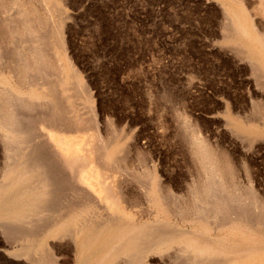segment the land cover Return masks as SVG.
<instances>
[{
    "label": "rangeland",
    "instance_id": "rangeland-1",
    "mask_svg": "<svg viewBox=\"0 0 264 264\" xmlns=\"http://www.w3.org/2000/svg\"><path fill=\"white\" fill-rule=\"evenodd\" d=\"M48 1L49 3L44 0L41 4H43L42 8L43 6L46 8L50 7L49 10L40 8L44 13H46V11L50 14L52 13L50 16L51 21L50 19L48 21V26L52 23L53 19H65L62 21L63 24L66 25H63L66 31L64 30L63 33L62 28V36H66L65 38L62 37L61 46H63L64 43V46L66 45L67 47H58V39L55 38L56 40H54L52 38V47L51 45L48 47L49 49H53L55 45L58 47L52 55L54 59H56L55 57L59 59H56L58 62L63 61V63H61V68H57L59 66H52V69H49L50 71L48 70V74L44 75L42 80L45 86L49 85V83L51 86L55 84L56 96L60 100H58L59 104H62H60V106H62V117H64V119L61 118V123L58 124L50 121H46V124L44 123L45 121H42V124L39 123L40 121L37 122L38 124L35 123L26 146H29L28 148L30 151L37 149L40 153L43 152L46 160H48L49 157L48 163L52 164L51 157L54 156L53 158L56 160H52L56 161L55 163L58 162L57 164L59 165L60 161H57L53 143L47 132L48 128L51 130L53 127L55 128L56 125H59L58 128L61 127L64 129L61 130L60 128L59 130L64 133L67 132V137H75V153L79 156L94 152V144H97L99 141L100 144H102V140L105 143V141L114 139L119 143L121 142L120 148L123 147L113 155L114 157L110 158L107 155L105 147H99L100 145L98 144V147H96L98 149H96V151L98 152L95 151L96 154L90 153L92 156L93 154L96 155L93 156V160L88 161V164L85 161L87 165L83 161L86 168L90 165H96L97 169L100 168V170L103 171L109 170L106 171L108 177L120 178V181L117 178L116 180H114V178H108V182L114 180L116 181V183H114L117 187L119 183L122 186L121 188L119 187L120 191L123 190L121 191L123 195L120 194L121 198L119 202L114 199L116 197L105 194V191H103L105 192L103 194L101 188L97 185L96 194H84L79 191V193L73 194L74 197H71L73 195L69 192L71 191L70 188L74 189L75 187L78 192L79 187H77L75 179L71 176V172L68 171L65 166L60 168H63L60 170L62 175L67 173L66 176L64 175V179L66 180L65 184L69 183V185L71 184L74 187L71 185L70 187H67L69 185H64L66 188L63 187V190L57 195L58 197L62 196L59 199L64 202H66L68 198V200H81V202L83 199L82 203L85 206L79 209L80 212H82L83 208H88L84 209V212L81 213L82 215L78 210L79 214L76 215L75 221L78 219L80 220L78 221L79 225H84L90 223L92 220L90 224L96 227L111 219L113 221V227L117 226L116 229L120 228L123 231L125 230L124 232H128V234L132 236L143 235V233L146 232L159 235H174L175 239L176 234L178 232L180 233L182 230L181 235L189 236L192 233L190 231L197 232L198 240L209 242L217 241L215 242L217 245L221 242V240H219L221 236H229L231 244L240 242L238 241L240 237L237 234L231 235V233L224 230L218 231L219 233L213 229L206 231L203 223L189 222L184 215L177 213L181 204L182 206L185 204L190 207L195 204V200L193 199L196 196V194H193L195 188L194 183L196 182L198 184L206 179L202 161L196 156L197 154L195 153L194 147H192L193 145L191 144V146H189L190 131H194V128L195 131L199 130V132H196H198L203 139H207V141L204 139L207 144L213 148L216 146L217 150H224L228 153L229 157L233 159L238 169L237 172H239L237 173V182L241 189H246L251 184H249L251 181L245 172L244 163H251L253 165L256 171L253 173L254 175L257 174V176L253 178L255 180L254 182H256V184L260 182V188L264 186V149H262L263 152L259 149L260 147L263 148L262 146L264 144V127L262 129L264 125L260 127V124H257L259 119L256 117L255 109L251 101L255 98L254 96L253 98L252 95H254L256 91L254 85L256 78L255 75L253 78V75L250 74V70L247 69V65L244 61L240 62L238 58L235 57L234 51L236 45L232 44L230 39H228L231 38L230 35H232V28H229L232 26V22L230 21V13L228 12V15H226V10L228 11L229 6L230 8H234L235 0H223L224 3L226 2L224 4L225 6H223L221 0H66V3L65 0H62L63 3L61 1L59 2V0H57L58 3H56L55 0ZM9 2L11 3L10 0ZM245 2L249 1L246 0ZM10 3L7 7L10 6ZM61 5L65 6V8L67 7L65 9L62 6L65 12L61 9ZM1 7L0 11L2 13L0 12V19L2 18L5 20V18H8L6 14H10L11 12V9H9L11 7ZM7 9L10 10V12L7 11ZM58 10H61L59 11V15L61 14L60 16L63 18L56 13V15L54 14V12ZM62 13L67 17L65 18ZM2 19L0 25L7 21H2ZM227 29L230 30L228 31ZM48 30L49 33L47 32V35L51 34L50 28L47 29V31ZM4 34L0 35V37L2 36L3 38ZM6 36L9 38L10 35L8 33L4 35L2 40L5 42H2L1 39L0 42L3 49L5 48V51L3 50V52H5L4 54L7 55V58L9 56L8 59H13V53H15L16 50L18 51V49L20 50L25 42V46L30 44V40L28 41L27 36H22L24 37V39H22L19 38L21 37L20 35H18V37L17 35H13L16 39H21L23 44L21 45L22 42L19 43L20 41H16L15 38L11 36L13 41H15H12V43L10 41L11 45L14 43V45L11 46L8 45L10 44L9 41L6 43V40L10 39H6ZM63 39L65 41H63ZM5 43L6 45H4ZM18 45L19 48H17ZM231 46H233V48ZM14 47L16 49H13ZM6 49H9V52ZM16 54L17 52L14 55ZM65 64L68 67H65ZM57 69L61 70V72H58ZM61 73L66 76L63 77L64 75ZM66 73L69 75V78H67L68 75ZM56 75H58V78ZM55 77L57 78L56 81L54 80ZM48 80L49 82H46ZM61 80L65 83H60ZM62 84L67 86L68 89ZM60 92L61 95L59 94ZM62 92L65 96L62 95ZM70 106L74 111L69 108ZM41 107L36 110L39 114L42 113V110L45 108L41 109ZM68 110H70V114H68ZM76 112L79 114L77 116H80L79 118L77 117V120H75ZM63 113L64 115H68V118L64 116ZM71 113L73 116L69 117ZM249 119L254 120L250 122ZM80 120L81 124H79ZM68 123L72 124V128ZM237 123L239 124L237 125ZM39 124H41V126ZM190 124L193 125L194 128ZM38 125L40 126L39 128ZM47 125L49 126L48 128ZM73 125L75 127H73ZM247 125L253 126V128H256L258 125V127H260V132L258 130L254 131L253 128V130L250 129ZM43 126H46V128ZM42 128L46 131L44 129L43 131ZM35 130H37V132ZM186 132H189V134ZM258 132L260 134H258ZM113 133L116 134H114L115 137L112 135ZM33 135L36 139L35 142ZM98 138H101V140ZM95 141L98 142L94 143ZM251 141L256 142L251 143ZM31 142H34L35 148L34 146L32 147L33 144ZM2 143L0 135V184L5 181L3 171L7 161L6 158L8 159L9 155ZM29 143L30 145H28ZM42 143L44 144L42 145ZM128 148H130L131 151ZM192 148L194 150L191 151ZM121 153H125L126 155L124 154L123 156ZM116 154H119L122 158ZM118 157H120V160L124 158V161H122H126L127 164L124 163L122 165V161L120 162ZM112 158L117 160V164L115 163L116 160L114 161ZM195 158L197 159L195 160ZM58 160H61V158H58ZM111 162H114V164ZM118 163L120 165H118ZM126 169L130 170L125 171ZM149 169L156 173L157 181L159 179V181H163L161 185L165 186L168 190L167 191L165 187H161L162 190H160V193L164 194L160 196L155 194V196H157L156 199H158L155 200L154 203L147 200V194L144 190L148 178L145 172L147 173L146 170ZM111 170H114V172H111ZM62 171L68 172L63 173ZM130 171H132V174H130ZM113 173L118 175H114ZM90 180L93 182L95 181L91 178ZM191 188L192 191H190ZM143 190L144 192H142ZM21 193V188H16L13 194L20 195ZM63 195H66L65 199ZM88 195L92 196L94 201H92V197ZM96 198L100 200L98 201ZM177 198H181V201ZM113 199L116 201H113ZM182 199H185L184 203ZM84 201L87 204L84 203ZM88 201H91L89 202L90 204ZM93 202L98 203V206ZM160 202H163V205H161ZM178 202H180V204H178ZM187 202L189 203L186 204ZM111 204L112 207H110ZM174 205L176 207H174ZM106 206L107 208H111L109 212H107ZM113 209L115 210L113 211ZM172 210L173 214L171 215ZM110 214L112 215L110 216ZM31 215H35L34 217H36V214ZM84 215L86 218H83ZM1 216L2 219L10 217L5 215ZM33 216H29L30 218H27L28 221H25L31 222L32 219V221L36 222L31 224L40 223V220L37 219L40 215L36 217L37 220H35ZM178 216L180 217L178 218ZM41 217L44 216L41 215ZM41 217L40 219H43ZM1 218L0 264H36V262H43V264H82L80 252H82L83 245L80 240L77 242L74 239V241L73 237L70 235L72 226L74 225V228L78 226L77 222H74L73 225L68 227V235H62V238L50 237L46 244L40 240L41 237H39L38 240L32 238L26 240L19 239L18 235L20 230L25 231L31 229L30 225L17 223L19 221L12 219L13 217L7 220L4 219V221ZM81 219L84 223L81 222ZM84 219L88 221L86 220L85 222ZM163 220L166 221L164 222ZM186 220L188 222H186ZM132 223L134 225H131ZM197 223L200 226L197 225ZM194 225L195 228L193 227ZM176 226L181 229H178ZM31 230L39 231L38 228L37 230ZM4 232L6 233L4 234ZM198 233L202 234L199 235ZM214 236L219 238L217 239ZM179 240L161 251L146 253L142 256V259H140L141 261L138 258H134V262L133 258L126 257L127 255L130 257L131 252L126 250L116 253L114 249L115 243L111 242V244L113 243L112 245H114L112 246L109 241H107L106 245L108 244L107 247H110L109 251L113 252L111 253L113 255L109 258V261L114 264H137L138 261V264L205 263V257L201 253L189 251ZM20 243H24V245ZM18 245L26 248V253L20 255V257L16 254V249L19 248ZM248 245L249 242H246L245 246ZM104 249L105 248L100 244L95 246V258H97L95 264H102L105 261L106 253H110L107 251L102 252ZM124 253L128 254L122 256Z\"/></svg>",
    "mask_w": 264,
    "mask_h": 264
},
{
    "label": "bare ground",
    "instance_id": "bare-ground-1",
    "mask_svg": "<svg viewBox=\"0 0 264 264\" xmlns=\"http://www.w3.org/2000/svg\"><path fill=\"white\" fill-rule=\"evenodd\" d=\"M10 1H11V3L9 2V0H0V5L3 7H7L10 3L9 7H11V8H9V7H7V8L11 9V12H12L11 13L10 10L7 9V11L10 12V14L5 13L6 16L8 15V18L7 19L5 18V20H7V21H5L4 19L1 18L2 21L4 20L5 22L0 25V35H2L4 33H5L4 35H6L7 33L10 35L9 38L11 40L7 37L8 36L7 35L6 39L8 38L9 40H6L7 41L6 43H8V41H9V43H10V41L12 43V41H13L12 37H14L15 35H17V37H18V35H20L21 37H19V38H22V39H24V37H22V36H27L28 41L30 40V44L25 46L26 42L24 41L25 42L24 46H22L20 48V50L19 49H18V51L16 50L17 54L14 55L16 52L13 53V55H12L13 59L12 58L8 59L9 56L7 58V55L4 54L5 52H3V50L5 51V48L3 49V46L0 42V133H1L0 135L2 138V142H3L2 144H4L5 149L8 151V154H9L8 159L6 158V160H7L6 164L4 163L5 166H4L3 172H4L5 181L0 184V211H1L0 214L5 215V216H10L8 218L13 217L12 219L19 221L17 223H23V225H24V223H25V225L28 224V225H30L31 229H35V230H37V228L39 229V231H32L31 229H28L25 231L20 230V233L18 232L19 233L18 238L21 240H26L29 238L38 240L39 237H41L40 240L42 242L46 243L50 237L62 238V235H68L69 234V228L68 227L70 225H73L74 222H77L78 226L76 228H74L75 227L74 225H73L74 227L72 226V230L70 232V235H71V237H73V240L75 239L77 242L80 240L82 245H83L82 246V252H80L82 264H95V262L97 260V258H95L96 257L95 246L97 244H100L105 248L104 250H102V252H105V251L110 252L109 251L110 247H107L108 244L106 245L107 241H109L110 244H111V242L116 244L114 247L116 253H119L121 251H126V250L128 252H131L130 257H128V255H127L128 253L127 254L124 253L125 255L123 254L122 256L127 255L126 257L131 258V259L133 258V262H134V260L136 258H138L140 260V259H142V256H144L146 253L148 254V252L161 251V250L169 247L172 243L178 241L179 239H180L179 242L183 243V245H185V247L187 249H189V251L201 253L205 257V263L204 264H264V186H261L262 188H260L261 183L259 182L258 184H256V182H254L255 180L253 178H254V176H257V174L254 175V173H253L255 171V169L253 168V165L251 163L250 164L244 163L245 172L251 181V182H249V184L250 183L251 184L246 189H241L238 185V182H237V173H239V172H237L238 169L236 167V164L233 162V159H231L229 157L228 153L225 152L224 150H222V149L217 150L216 146H215L216 148L215 147L213 148L209 144H207V142H206L207 139L204 138V139H206V141H205L202 138V136L200 134H198L199 130H196V131H198V132H196L194 126L191 124L190 125L194 128L193 129L194 131H190L191 133L189 136V139H190V142H189L190 145L189 146H191V144L193 145L192 147H194V149H195V153L197 154L196 156H198V158L202 161L203 170H204V173L206 175V179L204 181L202 180L203 182H200L198 184L196 182L194 183L195 188L193 190V194H196V196L193 199L195 200V204L191 207L186 206L185 204H183V206H182V204H181V206L179 205L180 207H179V209H178L179 211L177 213L184 215V217L187 220H189V222L193 221V222L203 223L206 231H209L212 229L217 231V232L224 230V231H227L228 233H231V235L237 234L240 237V240H238L240 242L235 241L238 243L237 244H233V243L231 244L229 236H226V237L221 236L220 237L221 239H219V240H221V242H219V244L217 245V243L215 244V242H217V241L209 242V241L198 240L197 239V232L190 231L192 233L189 236L181 235L182 230L180 231V233L178 232L176 234L175 239H174V237H175L174 235H167V234L159 235L156 233L153 234V233H146V232H144L143 235L132 236L131 234H128V232H124L125 230L123 231L120 228L116 229L117 226L113 227L114 226L112 223L113 221L110 218H108V219H110L109 221H106L102 225H99L96 227H94L93 224H90L92 220L90 221V223H87L84 225L83 224L79 225L78 221H80V220H78V219H77V221H75L76 215L84 212V209H86L87 207L83 208L82 212H80L79 209H81L82 207L85 206L82 203L83 199H82V202H81V200L80 201H77V200L74 201L73 199L68 200L69 198L66 200V202H64V201H61V199H59L62 196L58 197L57 196L58 193L63 190L64 185H66V186L69 185L68 182H67L68 184H65L66 180L64 179V175L66 176V174H67L66 172L70 171L71 176L73 177V179H75V183H77V187H79L78 188L79 190L77 192V188L75 189V187L70 184L71 186L74 187V189L70 188L71 191H69V192L71 193V195H73V194L75 195L76 193H79V191H80V193H84V194H91V193L96 194V190H97L96 185H97L101 188L102 192L103 191L106 192V193L103 192V194L105 193V194H108L109 196H114L116 198H114V197L113 198L119 202L120 198H121L120 194H121V191H123V190H121V191L119 190V187L120 188L122 187L120 183H119V185L117 184L118 187L115 185L116 181H114V180H116L117 177L114 178V177L109 176L110 178H114V180L108 182L109 177H108L106 171H109V170L103 171V170H100V168H98L100 170L99 171L97 169L96 165H90V166H88V168H86V165L89 163L88 161L93 160V156H96L94 154L92 156L90 153H95V151L97 149L96 147H98V144L100 145L99 147H101V146L105 147L107 155L110 158L114 157L113 155L115 153H117L118 151H120L119 149H121L123 147L120 148L121 142L119 143L118 141H115L114 139L105 141V143L102 140V144H100V141L99 142L95 141L94 143H96V142H98V143L94 144V148H93V149H95L94 152H90L89 154L85 153V155L79 156L75 153V147H74L75 137H73V138L67 137V132L64 133L63 131H61V130H64L61 127H60L61 130H59L60 129V128H58L59 125L58 126L56 125L58 129L55 126V128L53 127V129H51V130H50V128H48L49 126L47 125V128H48L47 132H48V135H49V137L53 143V147H54L55 152H56L55 155L57 156V161H60L59 165L57 164L58 162L55 163L56 161L52 160V159H55V158H53L54 156L51 157L52 158L51 159L52 164L48 163L47 161L49 160V157H48V160H46V157L43 154V152L40 153L37 149L30 151V149L28 148L29 146H26V144L29 140L30 133L34 128L33 126L35 123L40 121L39 123L42 124V121L43 122L45 121L44 123L46 124L47 123L46 121H50L52 123L58 124V123H61V121H60L61 118L64 119V117H62V106H60L61 103L59 104L60 100L56 96V92H55L56 86H54L55 84H52V86H51L49 83L50 86L47 85L48 86L47 87L44 85L42 78L44 75L48 74V72L50 71L49 69H52V66H59L57 68L62 67L61 63H63V61L62 62L59 61L60 62L59 63L57 61L59 59L57 57H55L57 60L54 59L52 54L55 53V51L57 50L58 47H64L65 48L66 45L64 46V43H63V46H61L62 45L61 43H62V37L65 38V36H66V35L62 36V34L64 33V30L66 28L65 29L63 28V25H64L63 21L65 19L62 16H60L61 14L59 15V11H61V10L54 12V14L55 13L58 14L64 20L62 19L63 20L62 21L61 18L60 19L59 18L53 19L52 23H50L51 25L49 24V26H48V23H49L48 21L50 19V16L52 15V13L50 14V13H48V11H46V13H44L42 11V9H44V8H45V10H47V9L49 10V8H50V7L46 8L44 6L42 8L43 4H41V3L44 2V0H10ZM55 1H56V3H58L57 0H55ZM60 1L63 3L62 0H59V2ZM221 1L223 3V6H225L224 4L226 2L224 3L223 0H221ZM245 1L244 0H235L234 1L235 2L234 8H230V6H229L228 7L229 9L227 8L228 11L226 10V12H227L226 15H228V12L230 13V15H229L230 19H231L230 21L232 22V24H231L232 26L228 23L231 26L229 28H232V32H231L232 35H230L231 38H228V39H230L232 44L236 45V46L234 45L236 47L235 51H234L235 57H237L238 61H240V62L244 61V63L247 65V69L250 70V74L253 75V78L255 75L256 79H255V83L254 82L253 83L255 85L256 91H255V94L252 95V97L254 96L255 98L253 97L254 99H252L251 101H252L253 107L255 109L256 117L259 119V121L258 122L256 121V122H257V124L259 123L260 127H261V125H264V0H248L249 2H245ZM46 2L49 3L48 0H46ZM66 2L67 1L65 0V3ZM44 5H45V3H44ZM63 5H65V4H63ZM63 5H61V9H63V7L65 8V6H63ZM227 5H229V4H227ZM3 11H4V8H3ZM53 11H55V10H53ZM64 12H65V10H64ZM54 14H53V16H54ZM64 17H65V15H64ZM1 19H0V21H1ZM50 21H51V19H50ZM64 26H66V25H64ZM49 28H50L51 34L47 35L46 33L47 32L49 33V30L47 31V29H49ZM62 28H63V33H62ZM4 35H3V38H4ZM3 38H2V36L0 37L1 40ZM19 38H17V39L15 38V40L16 41L18 40V41H20L19 43H21L22 41H21V39L19 40ZM52 38L54 40L58 39V42L60 44L57 41H55L56 43H58L57 44L58 47L55 45L56 48L54 47L53 49H51V48L49 49L48 46L53 43ZM63 41H65V40L63 39ZM2 42H5V41L2 40ZM13 42H15V41H13ZM6 43L4 45H6ZM11 43L8 45H11ZM22 44H23V42L21 43V45ZM13 45H14V43H13ZM13 45H11V46H13ZM15 47L13 49H16ZM51 47H52V45H51ZM231 47L233 48V46H231ZM17 48H19V45ZM7 51L9 52V49ZM11 51H12V49H11ZM58 52H57V54H58ZM58 57H59V55H58ZM65 59H68V58H65ZM65 67H68V66H66V64H65ZM69 67H70V65H69ZM65 69L70 70L68 68H65ZM59 71L61 72V70H58V72ZM51 73H53V72H51ZM55 74H58V73H55ZM61 74L64 75L63 73H61ZM56 76L58 78V75H56ZM65 76L66 75H64L63 77H65ZM57 78L55 77L54 80L56 81ZM67 78H69V75ZM253 78H251V79H253ZM41 80H42V82H41ZM62 80L60 81V83L63 82ZM51 81H52V79H51ZM46 82H49V80ZM54 83H56V82H54ZM64 83L65 82H63V84ZM57 86H58V82H57ZM63 86L65 88H67V86H65V85H63ZM57 89H59V88H57ZM59 94L61 95V92ZM62 95H63V92H62ZM63 96H65V95H63ZM63 96H61V97L64 98ZM66 98H67V96H66ZM69 103H70V100H69ZM71 103H72V100H71ZM65 104H66V101H65ZM41 106H43V107H41ZM71 106L69 108H71ZM40 107H41V109L44 107L47 109L44 108L42 110V113L39 114L38 112H36V110H38ZM49 109H51V110H49ZM72 110L74 111V109H72ZM68 111H69L68 114H70V110H68ZM64 113H63V115H64ZM77 115H79V114L78 113L76 114L75 120H77L80 117ZM64 116H66L68 118V115L65 114ZM70 116L71 117L73 116L72 113H71V115H69V117ZM238 117H239V115H238ZM68 120H70V119H68ZM251 120H254V119H251ZM251 120L249 119L250 122H251ZM73 121H74V118H73ZM241 122H242V120H241ZM245 122H244V124H245ZM66 123H67V121H66ZM70 123H72V122H70ZM246 123H248V122H246ZM41 124H39V125L41 126ZM72 124H75V123H72ZM72 124H69V125L71 126ZM79 124H81V120H80ZM238 124L239 123H237V125ZM242 124H240V125H242ZM39 125H38V128L40 127ZM69 125H68V127H69ZM258 125L256 126V128H253V126H250V125L249 126L247 125V126L250 127V129L253 128L254 131H257V130L259 131L260 127H258ZM43 127L46 128V126H43ZM73 127H75V126L73 125ZM78 127H80V126H78ZM263 127L264 126H262V129H263ZM71 128H72V126H71ZM43 129L44 128H42V130ZM262 129H261V131H262ZM191 130H192V128H191ZM35 131L37 132V130H35ZM188 131H189V129H188ZM87 132H88V130H87ZM259 132H258V134H260ZM114 134L115 133H113L112 135H114ZM187 134H189V132ZM87 135H89V134H87ZM115 135H114V137H115ZM110 137L112 138L111 135H110ZM187 138H188V135H187ZM253 138H255V137H253ZM253 138H252V140H253ZM94 139H95V137H94ZM98 139L101 140V138H98ZM249 139H250V137H249ZM35 140L36 139L34 136V142H35ZM34 142L33 143L31 142L33 144V145L32 144L31 145H32V147L34 146V148H35ZM40 142H41V140H40ZM252 142H256V141H251V143ZM83 143H84V141H83ZM43 144L44 143H42V145ZM28 145H30V143ZM89 145H91V144H89ZM262 147L263 148H261V147L259 148V149H261V151H262V149H264V144ZM84 149H85V146H84ZM128 149L130 150V148H128ZM194 149L192 148L191 151ZM129 150H128V152H129ZM96 152H98V151H96ZM252 153H253V151H252ZM124 154H122V155L124 156ZM116 155L118 156L119 154H116ZM258 155L260 156L261 154H258ZM256 156H257V154H256ZM120 157H118L119 160H120ZM142 157H144V156H142ZM254 157H255V155H254ZM58 158H61V160H58ZM196 159L197 158H195V160ZM112 160H114V159L112 158ZM119 160H118V162H119ZM122 160H120V162ZM125 160H126V157H125ZM83 161L84 162L86 161L87 164H86V162H85L86 165L83 164ZM123 161L121 163L122 165L124 163H126V161L125 162H123ZM254 161H252V162H254ZM111 163L114 164V162H111ZM115 163L117 164V160L115 161ZM78 164H80V165H78ZM118 165H120V164L118 163ZM62 166H65L68 170L66 172L62 171L63 173H66L63 175L61 174V171H60L63 169V168L60 169ZM201 169H200V171H201ZM128 170H130V169H128ZM128 170L126 169L125 171H128ZM146 171H147V173L145 172V174H147L148 178H147V182L145 183L146 185L144 184L145 188L144 187H142V188H144L145 193L147 194V198H148L147 200L154 203V201L158 199V198L156 199L157 196H155V194H157L159 196L164 194V193H160V190H162L161 187H165V186L161 185L163 181L162 182L159 181L160 179L157 181L156 173H154L150 169L146 170ZM111 172H114V170H111ZM131 172L132 171H130V174H132ZM122 174H124V173H122ZM114 175H118V174H114ZM114 175H112V176H114ZM90 178L95 180L94 181L95 183L93 181H91ZM117 179L119 180L120 178H117ZM131 179H133V178H131ZM126 182H127V179H126ZM159 182H161V183H159ZM70 185L67 187H70ZM16 188H21L22 193L20 195L13 194ZM64 188H66V187H64ZM192 188L190 191H192ZM65 190H67V189H65ZM144 190L142 192H144ZM166 190H167V188H166ZM165 191H163V192H165ZM64 192H66V191H64ZM69 192H68V194H69ZM145 193H143V194H145ZM111 194H113V195H111ZM116 194H118V195H116ZM74 195L71 197H74ZM121 195H123V194H121ZM63 196H64L63 198L65 199L66 195H63ZM83 196L86 197L85 195H83ZM109 196H107V197H109ZM79 197H80V195H79ZM89 197H92V196H89ZM125 197H126V195H125ZM92 199H93V197H92ZM114 199H113V201H116ZM124 199H126V198H124ZM130 199H131V197H130ZM177 199H179V201H181V198H177ZM184 200H183V203L185 202ZM92 201H94V199ZM126 201H124V202H126ZM89 202H91V201H88V203ZM84 203H86V202L84 201ZM93 203H96V202H93ZM106 203H107V201H106ZM162 203H161V205H163ZM188 203L189 202H187L186 204H188ZM96 204L98 206V203H96ZM96 204H95V206H96ZM112 204L110 207H112ZM178 204H180V202H178ZM92 206H93V204H92ZM166 207H167V205H166ZM174 207H176V206L174 205ZM106 209H107V212H109V209H111V208H109V207L107 208V206H106ZM78 210H79V213H78ZM114 210L115 209H113V211ZM168 211H170V210H168ZM114 213H116V212H114ZM31 214H36V217H38V215H40L37 218L38 220H40V223L31 224V223L36 222V221H32V219H31V222L30 221L26 222L25 220L28 221V219L30 218L29 216H33ZM172 214H173V210H172L171 215ZM41 215H43L45 218L41 217ZM111 215L112 214H110V216ZM176 215H178V214H176ZM34 216H33V218L35 220H37L36 217H34ZM106 216H104V217H106ZM116 216H113V217H116ZM40 217L43 219H40ZM179 217L180 216H178V218ZM83 218H86V216L84 215ZM4 219H2V220L4 221ZM7 219H5V220H7ZM92 219H93V217H92ZM86 220L84 219L85 222H86ZM187 220H186V222H188ZM21 221H23V222H21ZM81 222L84 223L83 220ZM102 222H103V220H102ZM183 223H184V221H183ZM198 223H197V225H199ZM77 224H75V225H77ZM28 225H27V227L29 228ZM131 225H134V224L132 223ZM136 227H138V226H136ZM172 227H173V225H172ZM193 227L195 228V225ZM197 228H198V226H197ZM201 228H200V230H201ZM178 229H181V228H178ZM191 229H193V228H191ZM200 230H199V232H200ZM4 231H5V229H4ZM177 231H179V230H177ZM5 233L6 232H4V234ZM204 233H205V231H204ZM201 234L202 233H200L199 235H201ZM209 234H211V233H209ZM215 238H217V237H215ZM230 238H231V236H230ZM232 238H233V236H232ZM209 239H211V238H209ZM34 242H36V241H34ZM246 242H249L248 246H245ZM20 244L24 245V243H20ZM52 244H51V247H52ZM112 246H114V245H112ZM47 249H49V248H47ZM30 250H28V251H30ZM25 253H26V248L24 246H22V247L19 246V248L16 249V254L19 255V257H20V255H23ZM111 253H113V252L111 251L109 254L106 253L105 261L102 264H114V263H111L109 261V258L112 257V255H113ZM138 262H137V264H138ZM36 264H43V262L42 263L36 262Z\"/></svg>",
    "mask_w": 264,
    "mask_h": 264
}]
</instances>
